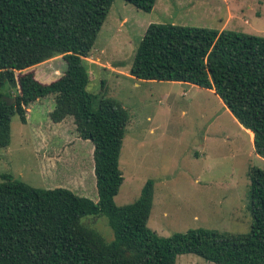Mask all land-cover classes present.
<instances>
[{"label": "trees", "instance_id": "trees-1", "mask_svg": "<svg viewBox=\"0 0 264 264\" xmlns=\"http://www.w3.org/2000/svg\"><path fill=\"white\" fill-rule=\"evenodd\" d=\"M115 0H0V150L11 142L12 117L28 123L29 106L53 97L54 124L74 119L89 142L98 201L57 187L34 188L11 175L0 182V264H177L193 254L215 264H264V170L251 167L246 234L204 228L169 237L148 227L154 182L140 198L118 207L120 155L129 112L115 99L88 90L89 58ZM152 12L158 0H124ZM62 57L66 70L51 82L32 68ZM130 74L142 81L182 82L213 90L239 124L254 134L264 159V37L232 30L152 23ZM16 99L10 104L7 99ZM92 159V160H93ZM105 215L115 239L85 226Z\"/></svg>", "mask_w": 264, "mask_h": 264}, {"label": "rangeland", "instance_id": "rangeland-1", "mask_svg": "<svg viewBox=\"0 0 264 264\" xmlns=\"http://www.w3.org/2000/svg\"><path fill=\"white\" fill-rule=\"evenodd\" d=\"M152 23L264 37V0H158L150 13L115 0L85 59L89 92L117 100L130 115L119 164L124 181L115 204L136 202L151 180L148 227L159 236L199 228L246 234L252 224L248 171L264 170V159L212 90L131 76L136 49ZM31 70L51 83L66 63L60 56ZM54 106L53 97L29 106L26 125L18 114L12 117L10 145L0 150V182L11 175L34 188H67L97 202L93 145L79 139L73 118L54 124L49 118ZM82 222L107 242L115 239L107 216ZM177 264L215 263L186 254Z\"/></svg>", "mask_w": 264, "mask_h": 264}, {"label": "crops", "instance_id": "crops-1", "mask_svg": "<svg viewBox=\"0 0 264 264\" xmlns=\"http://www.w3.org/2000/svg\"><path fill=\"white\" fill-rule=\"evenodd\" d=\"M213 91V90H212ZM214 92V91H213ZM244 128V127H243ZM244 130H246L247 131V134L250 136V138H251V141H252V143H253V145H254V134L251 132V131H249V130H247V129H245L244 128ZM255 151V150H254ZM256 154V153H255Z\"/></svg>", "mask_w": 264, "mask_h": 264}, {"label": "water", "instance_id": "water-1", "mask_svg": "<svg viewBox=\"0 0 264 264\" xmlns=\"http://www.w3.org/2000/svg\"><path fill=\"white\" fill-rule=\"evenodd\" d=\"M8 100V102L10 103V104H12V103H15L16 102V99L14 98V99H7Z\"/></svg>", "mask_w": 264, "mask_h": 264}]
</instances>
